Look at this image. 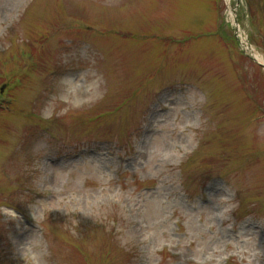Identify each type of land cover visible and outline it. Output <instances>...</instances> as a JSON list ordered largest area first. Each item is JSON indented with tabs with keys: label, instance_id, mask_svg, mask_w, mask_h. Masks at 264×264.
<instances>
[{
	"label": "rangeland",
	"instance_id": "1",
	"mask_svg": "<svg viewBox=\"0 0 264 264\" xmlns=\"http://www.w3.org/2000/svg\"><path fill=\"white\" fill-rule=\"evenodd\" d=\"M0 264H264V0H0Z\"/></svg>",
	"mask_w": 264,
	"mask_h": 264
},
{
	"label": "bare ground",
	"instance_id": "2",
	"mask_svg": "<svg viewBox=\"0 0 264 264\" xmlns=\"http://www.w3.org/2000/svg\"><path fill=\"white\" fill-rule=\"evenodd\" d=\"M258 58V57H257Z\"/></svg>",
	"mask_w": 264,
	"mask_h": 264
}]
</instances>
